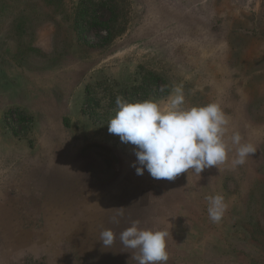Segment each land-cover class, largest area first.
<instances>
[{"label":"rangeland","instance_id":"rangeland-1","mask_svg":"<svg viewBox=\"0 0 264 264\" xmlns=\"http://www.w3.org/2000/svg\"><path fill=\"white\" fill-rule=\"evenodd\" d=\"M113 9L122 31L88 47ZM147 82L168 85L161 107L176 88L186 107L219 102L228 137L257 151L236 168L233 149L200 175H137L107 124ZM136 219L168 232L167 264H264V0H0V264H138L119 239Z\"/></svg>","mask_w":264,"mask_h":264},{"label":"clouds","instance_id":"clouds-1","mask_svg":"<svg viewBox=\"0 0 264 264\" xmlns=\"http://www.w3.org/2000/svg\"><path fill=\"white\" fill-rule=\"evenodd\" d=\"M115 105L108 131L119 136L122 143L134 146L136 160L132 166L137 175L147 170L155 180L171 181L181 173L200 175L207 168L219 167L233 149V168L244 165L257 151L253 143L243 142L238 131L228 137L230 120L219 102L186 107L180 88L175 89L167 107L153 99L131 102L120 96ZM206 199L209 219L219 223L228 209L225 196L218 193ZM122 215L120 211L112 222L118 224ZM168 235L164 229L142 227L136 219L119 233V239L125 248L138 250L134 256L138 264H167ZM115 239L113 229L100 233L105 248H110Z\"/></svg>","mask_w":264,"mask_h":264},{"label":"trees","instance_id":"trees-1","mask_svg":"<svg viewBox=\"0 0 264 264\" xmlns=\"http://www.w3.org/2000/svg\"><path fill=\"white\" fill-rule=\"evenodd\" d=\"M119 10V9H118ZM116 9H113V15L110 20L102 22L101 25L105 26L106 32L105 35L101 36V43H86V45H89L88 47H99L102 46V43H108L116 34L120 33L122 30H119V28L115 27L113 24L112 26L110 25V22L114 23L116 19L119 17V11ZM83 11V10H82ZM98 21V20H97ZM159 77H156V81H158ZM152 84L150 82L145 83L144 85L140 86V88L136 89L132 95L137 99L136 101H142L146 99H151V98H158L163 96L164 94H167L169 91L168 85L165 84L163 92H158L159 88L155 86L154 88H150ZM88 100H91V90L88 89Z\"/></svg>","mask_w":264,"mask_h":264}]
</instances>
